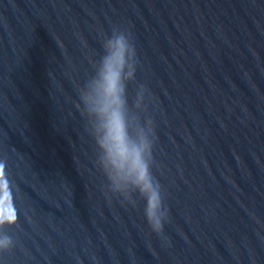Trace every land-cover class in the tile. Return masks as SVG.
Instances as JSON below:
<instances>
[{
  "label": "water",
  "instance_id": "95a60500",
  "mask_svg": "<svg viewBox=\"0 0 264 264\" xmlns=\"http://www.w3.org/2000/svg\"><path fill=\"white\" fill-rule=\"evenodd\" d=\"M0 264H264V0H0Z\"/></svg>",
  "mask_w": 264,
  "mask_h": 264
}]
</instances>
